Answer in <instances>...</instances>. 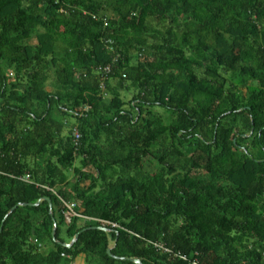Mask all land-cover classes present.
<instances>
[{
    "label": "trees",
    "instance_id": "obj_1",
    "mask_svg": "<svg viewBox=\"0 0 264 264\" xmlns=\"http://www.w3.org/2000/svg\"><path fill=\"white\" fill-rule=\"evenodd\" d=\"M0 227V264H264V0H0Z\"/></svg>",
    "mask_w": 264,
    "mask_h": 264
},
{
    "label": "water",
    "instance_id": "obj_2",
    "mask_svg": "<svg viewBox=\"0 0 264 264\" xmlns=\"http://www.w3.org/2000/svg\"><path fill=\"white\" fill-rule=\"evenodd\" d=\"M48 203H50V201L48 200ZM37 204H39V202H37L36 203V205ZM25 205V204H24ZM14 210V208H12L11 210H10V212H12ZM2 225H3V223L1 224V227H2ZM1 227H0V232H1ZM55 224H54V226H53V231H52V238H53V240H54V234H55ZM95 228H99V227H95ZM99 229H101V228H99ZM77 238H78V234H76L75 236H74V238H73V240H72V242L70 243V244H62L64 247H67V248H69L72 244H73V242H75L76 240H77ZM60 244V243H59ZM111 249L110 248H108L107 249V254L110 256V257H114L112 254H111ZM121 260H125L126 258H120ZM130 261L131 262H133L134 264H141L140 263V261L138 260V259H130Z\"/></svg>",
    "mask_w": 264,
    "mask_h": 264
},
{
    "label": "built area",
    "instance_id": "obj_3",
    "mask_svg": "<svg viewBox=\"0 0 264 264\" xmlns=\"http://www.w3.org/2000/svg\"><path fill=\"white\" fill-rule=\"evenodd\" d=\"M75 144H76V140L73 141ZM74 144V145H75ZM29 179V176L28 175H25L24 177H22L21 180L23 181H28ZM64 205L66 206V208L68 209V211H70L71 213H73V208L75 207V204L74 203H64ZM104 224V223H103ZM113 227H115L116 225L112 224ZM34 242H36V240H34ZM154 247H158L157 245H154ZM161 249V247H159ZM164 251L166 252L167 250L164 249ZM176 256H178L179 258H181L182 260L185 261L186 257L183 256V255H180V254H176ZM61 257H64V258H67V255L65 254H61ZM192 264H198L196 261L193 262Z\"/></svg>",
    "mask_w": 264,
    "mask_h": 264
},
{
    "label": "rangeland",
    "instance_id": "obj_4",
    "mask_svg": "<svg viewBox=\"0 0 264 264\" xmlns=\"http://www.w3.org/2000/svg\"><path fill=\"white\" fill-rule=\"evenodd\" d=\"M31 43H35L34 40L31 41ZM84 222H86L87 224L89 223V221L84 220ZM63 238H65L64 234H62ZM72 242V240L69 243H64V244H70ZM36 243V242H34ZM59 243V242H58ZM66 259V258H64ZM84 261V264H97V262L95 260H93L90 256H84V258H81ZM63 264L67 263V260H62Z\"/></svg>",
    "mask_w": 264,
    "mask_h": 264
},
{
    "label": "clouds",
    "instance_id": "obj_5",
    "mask_svg": "<svg viewBox=\"0 0 264 264\" xmlns=\"http://www.w3.org/2000/svg\"><path fill=\"white\" fill-rule=\"evenodd\" d=\"M69 203H74V202H69ZM75 204V203H74ZM76 208V204H75V207L73 208V210ZM71 213V212H70ZM72 214H74L75 216H78L79 218H82L83 219V221L84 220H86V221H91V218H89V217H86V216H82V215H79V214H76L75 212H73ZM100 224H101V226L99 227V228H101V230H105V231H108L107 229H105L104 228V224L100 221V220H97ZM114 225H116V224H114ZM117 226V225H116ZM115 226V227H116ZM108 248H110V249H112V247H108ZM155 248V247H154ZM111 252V251H110ZM62 258H64V257H62ZM66 259H69V257L67 256V258ZM120 259V258H119Z\"/></svg>",
    "mask_w": 264,
    "mask_h": 264
},
{
    "label": "crops",
    "instance_id": "obj_6",
    "mask_svg": "<svg viewBox=\"0 0 264 264\" xmlns=\"http://www.w3.org/2000/svg\"><path fill=\"white\" fill-rule=\"evenodd\" d=\"M70 264H84V261L81 258H78L71 261Z\"/></svg>",
    "mask_w": 264,
    "mask_h": 264
}]
</instances>
